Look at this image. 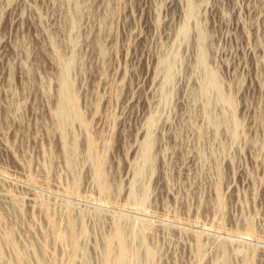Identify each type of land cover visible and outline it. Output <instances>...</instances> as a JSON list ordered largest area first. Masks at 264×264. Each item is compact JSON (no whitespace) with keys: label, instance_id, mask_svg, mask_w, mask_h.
Listing matches in <instances>:
<instances>
[{"label":"rangeland","instance_id":"obj_1","mask_svg":"<svg viewBox=\"0 0 264 264\" xmlns=\"http://www.w3.org/2000/svg\"><path fill=\"white\" fill-rule=\"evenodd\" d=\"M0 264H264V0H0Z\"/></svg>","mask_w":264,"mask_h":264}]
</instances>
